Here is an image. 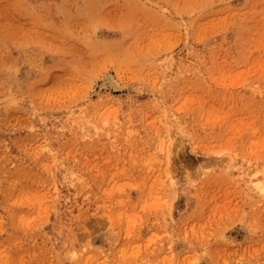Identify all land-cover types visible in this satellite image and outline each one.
<instances>
[{
	"label": "rangeland",
	"instance_id": "1",
	"mask_svg": "<svg viewBox=\"0 0 264 264\" xmlns=\"http://www.w3.org/2000/svg\"><path fill=\"white\" fill-rule=\"evenodd\" d=\"M0 264H264V0H0Z\"/></svg>",
	"mask_w": 264,
	"mask_h": 264
},
{
	"label": "bare ground",
	"instance_id": "2",
	"mask_svg": "<svg viewBox=\"0 0 264 264\" xmlns=\"http://www.w3.org/2000/svg\"><path fill=\"white\" fill-rule=\"evenodd\" d=\"M104 75V74H103ZM103 84H106L105 86L107 85H111V86H117V81H115V78L111 75V74H106L104 77H103ZM103 86V85H102Z\"/></svg>",
	"mask_w": 264,
	"mask_h": 264
}]
</instances>
